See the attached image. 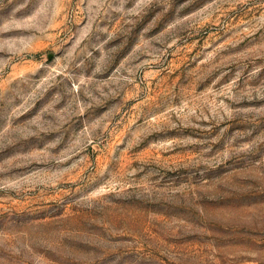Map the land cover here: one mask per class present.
I'll list each match as a JSON object with an SVG mask.
<instances>
[{
  "label": "rangeland",
  "instance_id": "rangeland-1",
  "mask_svg": "<svg viewBox=\"0 0 264 264\" xmlns=\"http://www.w3.org/2000/svg\"><path fill=\"white\" fill-rule=\"evenodd\" d=\"M0 264H264V0H0Z\"/></svg>",
  "mask_w": 264,
  "mask_h": 264
}]
</instances>
